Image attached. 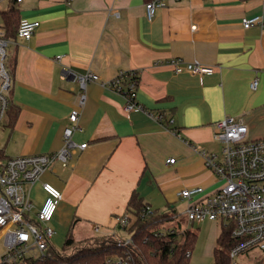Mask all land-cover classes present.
I'll list each match as a JSON object with an SVG mask.
<instances>
[{
	"label": "crops",
	"instance_id": "crops-1",
	"mask_svg": "<svg viewBox=\"0 0 264 264\" xmlns=\"http://www.w3.org/2000/svg\"><path fill=\"white\" fill-rule=\"evenodd\" d=\"M148 1L15 4L21 22L38 21L40 27L29 41L10 38L14 84L8 117L0 125L6 130L0 159L63 147L69 115L80 109L79 84L63 78L65 68L92 72L104 82L122 70H138V101L164 120L157 122L144 112L128 118L122 96L89 83L73 137L87 147L74 157L73 167L55 165L57 179H40L34 186L40 202L36 207L46 198L42 186L47 183L62 194L52 221L56 234H73L77 225L81 231L101 225L105 232L117 233L116 219L128 213L137 193L143 204L165 215L155 229L194 231L196 226V248L204 244L214 255L221 225L191 223L186 211L194 198L179 194L198 187L210 193L218 187L198 154L201 149L220 151L213 130L218 121L241 119L248 139H264V28L242 25L245 18L264 20V0H160L166 6L152 22L146 18ZM11 5L9 1L4 11ZM0 26L5 27L3 18ZM173 59L197 62L213 72L176 74L169 65ZM255 80L256 90L251 88Z\"/></svg>",
	"mask_w": 264,
	"mask_h": 264
},
{
	"label": "built area",
	"instance_id": "built-area-1",
	"mask_svg": "<svg viewBox=\"0 0 264 264\" xmlns=\"http://www.w3.org/2000/svg\"><path fill=\"white\" fill-rule=\"evenodd\" d=\"M22 1L16 0L15 4ZM63 1L67 5L74 2ZM165 6L160 0L146 3L147 20L152 22L157 10ZM242 25L245 29L253 26L264 28V20L262 16L245 18ZM39 27L38 21H22L17 37L29 41ZM6 33V28L0 26V124L8 117L14 84L8 66V49L12 42L6 38ZM169 65L176 74L205 75L213 72L211 67L181 59H173ZM63 78H72L80 87V109L73 110L69 115L70 124L64 131L63 147L49 154L0 159V236L4 238L6 247L0 257V264H82L75 261V252L57 253L52 245L56 230L50 223L62 201V194L52 185L43 184L46 198L37 208L31 198V190L46 171L52 168L53 173L57 172L56 164L73 167L74 157L86 149L87 144H77L73 137L79 130L81 109L86 103L89 83H98L122 96L123 110L128 118L137 112H144L157 122L165 118L163 114L150 112L138 101V70H122L104 82L92 72L81 74L65 68ZM257 87L258 81L255 80L251 88L256 90ZM213 130L215 141L221 145L220 151L201 149L198 154L203 158L206 168L214 174L218 187L210 193H205L200 187L183 190L179 194L182 199L194 198L186 211L187 218L194 224L216 222L229 232L233 240L229 252L231 264H236L235 260L240 255L260 259L264 256V139H248L247 125L234 117L218 121ZM169 163L174 164L175 159ZM142 215H154V211L146 206ZM116 222L124 232L128 231L131 224L128 214L117 217ZM92 238L112 239L113 244L124 251L107 259L104 264H136V245L132 235L120 236L114 231L105 232L104 226L94 225Z\"/></svg>",
	"mask_w": 264,
	"mask_h": 264
},
{
	"label": "trees",
	"instance_id": "trees-1",
	"mask_svg": "<svg viewBox=\"0 0 264 264\" xmlns=\"http://www.w3.org/2000/svg\"><path fill=\"white\" fill-rule=\"evenodd\" d=\"M2 1L4 0H0V3ZM9 1L12 4L11 7L1 14L7 31L6 38L12 39L17 36L21 23V11L15 6L16 0ZM151 1L153 0L148 2ZM146 206L137 193L133 194L128 205L127 214L131 222L128 231L135 240L136 264H191L198 242V233L190 229L185 231L176 229L161 233L155 227L162 219L164 221L165 215L155 211L154 215L143 216V209ZM232 242L229 232L222 229L214 250L215 264H231L229 252ZM65 246L74 249L75 261L82 264H104L107 259L124 252L113 244L112 239L91 238L88 243L77 242L71 231L66 236ZM260 262L263 264L264 257L259 259L258 263Z\"/></svg>",
	"mask_w": 264,
	"mask_h": 264
},
{
	"label": "rangeland",
	"instance_id": "rangeland-1",
	"mask_svg": "<svg viewBox=\"0 0 264 264\" xmlns=\"http://www.w3.org/2000/svg\"><path fill=\"white\" fill-rule=\"evenodd\" d=\"M8 2H9L8 0H4L0 3V25L2 24L1 12L7 8ZM5 137H6V130L0 129V147L3 146V142L5 141ZM219 146L220 145L218 144V148H219ZM57 178H58L57 175L52 174V168L49 169L48 171H46L41 176V179L44 181H48V180L52 181L53 179H57ZM38 197H39L38 188L34 187L31 191V198H32V200H34L37 207L40 205V202H37V200H36V199H38ZM50 225L54 228L53 223H50ZM194 231L197 232L198 234L200 233V231H198L196 229V226H194ZM123 232L124 231L119 229L117 233L120 236H125V234ZM92 235H93V227H92V232H91V230L81 231L80 225H77L75 233L73 232V236L76 239V241H78V242L82 241V242L88 243L90 241V239L89 240H85V239L89 238V236H92ZM65 242H66V234L63 235L61 233H57L54 236V238L52 239V245H53L54 250L57 253H63V254L64 253H73L74 249L70 248V247L67 248L65 246ZM5 251H6L5 240L3 237L0 236V257L5 253ZM192 257L193 258L191 260V264H215L214 255L207 251L204 244L200 246V249H198V246H197V248H195L194 255ZM263 257L264 256H262L260 258L262 259ZM255 258H256L255 256L248 257L247 255H240L239 257H237L235 262H236V264H261V262L258 263L259 259L258 258L255 259ZM263 264H264V262H263Z\"/></svg>",
	"mask_w": 264,
	"mask_h": 264
}]
</instances>
